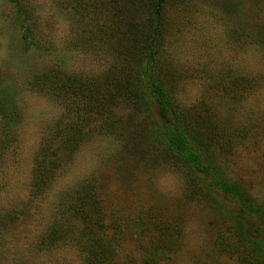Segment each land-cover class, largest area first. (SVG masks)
Returning <instances> with one entry per match:
<instances>
[{"label": "rangeland", "instance_id": "374dc122", "mask_svg": "<svg viewBox=\"0 0 264 264\" xmlns=\"http://www.w3.org/2000/svg\"><path fill=\"white\" fill-rule=\"evenodd\" d=\"M148 1L0 0V264H87L81 221L69 216L79 195L103 217L96 237L111 264H147L153 248L161 264H264V247L247 253L238 235L264 238V0H167L158 53L175 107L216 137L253 214L155 139V107L124 101L105 126L88 115L67 144L76 115L37 84L48 70L104 76L116 58L100 19L111 8L112 29L125 31L145 21ZM89 2L103 13L88 14ZM59 224L70 232L48 244Z\"/></svg>", "mask_w": 264, "mask_h": 264}, {"label": "trees", "instance_id": "16d2710c", "mask_svg": "<svg viewBox=\"0 0 264 264\" xmlns=\"http://www.w3.org/2000/svg\"><path fill=\"white\" fill-rule=\"evenodd\" d=\"M166 3L167 0H149L145 21L131 22L125 31L118 32L116 28L112 29L117 20L114 19V10L109 8L104 19H100L103 25L98 27L96 32L101 34L102 41L108 42L106 44L115 46L113 51L116 61L101 78L48 70L37 76V84L58 98L65 99L67 108L74 113V116L76 115L74 120H70V126L62 131L67 144L72 143L71 135L77 136L79 130L81 131L80 123L87 121L88 115L90 117L99 115L100 119H104L102 126H105L111 120L115 109L124 101L144 108L150 114L155 107L158 113V118H154V130L158 134L155 139L160 138L169 151L190 167L192 172L210 177L207 183L212 190H219L233 196L245 205L246 212L253 214L255 213L253 206L247 204L243 191L232 183L220 164L218 156H215L212 150L216 137L205 132V126L200 118L190 119L184 112L178 111L165 88L164 75L158 65V53ZM18 4L24 5V0H18ZM88 5L91 7L87 5L84 7L91 16L92 12L97 15L103 13L99 11L101 7L99 3L89 2ZM120 12L123 13L122 10ZM110 25L116 33H110L112 30L107 28ZM108 30L111 31L108 32ZM113 37L117 42H110L109 38ZM262 42L264 43V40ZM112 122H114L113 119ZM38 186H42V181ZM84 201L82 195L73 197V211L69 216L81 221L79 237L80 242H83L87 249V264H111L110 244L96 237L98 229L102 230L106 227L103 217L98 208L92 204L83 203ZM17 211L18 209L11 212L14 214ZM263 212L262 210V215ZM260 218L264 226L262 220L264 217ZM240 225L242 229L246 226L242 221ZM242 231L240 230L238 235L247 246L245 252L248 253L251 248L264 247V238L256 239L249 234H241ZM67 232L70 230L63 224L55 225L43 240L50 244L59 241L62 236H66ZM41 243L45 244L42 240ZM233 249V245L230 244V252H234ZM156 250L153 248V252L149 251L151 253L148 256L146 254L143 263L161 264L164 255L158 254ZM249 262L253 264L251 259Z\"/></svg>", "mask_w": 264, "mask_h": 264}]
</instances>
